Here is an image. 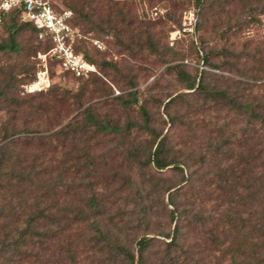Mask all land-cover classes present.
<instances>
[{
    "label": "trees",
    "instance_id": "trees-1",
    "mask_svg": "<svg viewBox=\"0 0 264 264\" xmlns=\"http://www.w3.org/2000/svg\"><path fill=\"white\" fill-rule=\"evenodd\" d=\"M103 2L65 0L64 9L72 12L73 26L100 31ZM237 2L244 9L248 4L244 14L233 13L240 26L264 13L260 0H194L199 11L205 6L225 10ZM106 3L114 7L111 1ZM2 34H6L0 43L4 55L22 50L17 39L23 34L29 35L24 45L33 53H46L52 47L48 38H38L32 23L20 19L19 10L4 17ZM149 47L153 54L158 53L156 44ZM201 58L212 67L206 54ZM49 63L57 66L53 57ZM33 68L29 83L39 71L36 64ZM23 72L27 73L25 67ZM166 72L185 82L183 94L197 93L218 110L246 118L244 128L227 135L226 124L216 127L215 136L208 137L197 160L191 154L172 155L165 139L157 140L158 136L146 137L144 145L129 143L133 148L129 153L143 167L173 169L182 178L162 192L167 195L168 228L158 226L152 233L148 218L153 208L142 196L137 202L127 196L121 204L119 198L114 199L121 187L107 194L96 183L103 179L93 154L101 140L98 137L120 136L125 141L132 124L120 129L110 120L96 119L87 107L54 131L63 120L56 106L69 98L76 100L78 95L56 93L51 86L43 94L32 93L40 101L28 107L42 128L5 132L1 140L0 264H264V93L258 91L250 97V92L248 99L240 100L226 90L208 87L201 73L190 76L179 66H169ZM7 89L1 95L7 101L10 96L7 110L15 114L22 105ZM129 96L136 102L135 92ZM122 103L128 105L129 100ZM139 113L143 117L139 129L153 133L141 106ZM203 122L206 126V119ZM35 133L39 135L33 136ZM121 145L119 142L111 151ZM141 228L142 234L138 233Z\"/></svg>",
    "mask_w": 264,
    "mask_h": 264
},
{
    "label": "rangeland",
    "instance_id": "rangeland-1",
    "mask_svg": "<svg viewBox=\"0 0 264 264\" xmlns=\"http://www.w3.org/2000/svg\"><path fill=\"white\" fill-rule=\"evenodd\" d=\"M52 1L57 9L66 8L65 0ZM101 1L104 2L100 31L75 25L82 35L81 44L75 50L85 60L84 55L92 60L96 72L87 78H74L62 73L58 65H51L47 58L53 91L65 96L69 94L68 97L78 95L76 100L69 98L56 106L63 120L54 131L68 123L72 118L70 115L79 116L87 107L96 119L110 120L120 129L127 123L132 124L125 141L120 136L98 137V141L101 140L93 154L98 157L99 174L103 179H97L96 183L107 194L121 187V192L113 193L114 199L119 198L121 204L127 196L134 202L140 201L142 196L153 208L148 222L154 233L158 226L168 228L169 225L164 207L167 195H163V190L182 178L173 169L156 171L153 167H143L136 155L129 153L133 151L130 144L144 145L146 137L152 140L158 136L157 140L165 139L172 155L191 154L193 160H197L201 147L216 127L226 124L227 135L244 128L246 123V118L237 117L230 110H218L197 93L183 94L186 93L183 90L185 82L175 73H167L166 68L179 66L190 76L201 73L208 87L226 90L229 96L240 100L248 99L246 96L250 92V97L258 91L264 93V13L255 14L252 23L240 26L233 13L244 14L247 3L245 9L237 2L225 10L216 6L207 10L205 6L199 11L194 0H109L113 8L108 7V0ZM260 1L264 3V0ZM188 12L194 15L191 25ZM245 15L250 19L247 13ZM5 37L6 34L0 36V43L6 40ZM29 38L28 34L18 37L17 42L22 48L19 52L0 53V145L4 143L1 140L5 132L18 129L36 132L42 128L28 112V107L40 100L24 91V86L30 84L33 77L34 65L40 69L38 53L43 54L42 50L33 53L25 47ZM95 41L100 42L104 50H99ZM152 43L156 44L157 54L149 47ZM204 54L209 57L212 67L202 61ZM23 67L27 73L23 72ZM244 84H249L251 91ZM6 89L22 105L15 114L7 110L10 96L8 102L1 95ZM133 92L136 102L129 96ZM126 100H129L128 105L122 103ZM15 101L11 105H16ZM140 106L147 113L148 126L153 133L139 129L143 123ZM119 142L121 147L111 151ZM146 194L149 197L146 198ZM143 232L141 228L138 233ZM158 241L162 248V238Z\"/></svg>",
    "mask_w": 264,
    "mask_h": 264
},
{
    "label": "built area",
    "instance_id": "built-area-1",
    "mask_svg": "<svg viewBox=\"0 0 264 264\" xmlns=\"http://www.w3.org/2000/svg\"><path fill=\"white\" fill-rule=\"evenodd\" d=\"M12 10H19L20 19L32 23L38 31V38H48L52 45L47 53H38L40 69L33 82L24 86L25 93L42 92L50 87L47 58L53 57L62 73L74 78H87L96 72L95 66L75 50L82 40V35L79 29L71 24V11L55 8L52 0H0V29L4 17ZM187 16L191 25L194 15L188 12ZM94 45L99 50H104L100 42L95 41Z\"/></svg>",
    "mask_w": 264,
    "mask_h": 264
},
{
    "label": "clouds",
    "instance_id": "clouds-1",
    "mask_svg": "<svg viewBox=\"0 0 264 264\" xmlns=\"http://www.w3.org/2000/svg\"><path fill=\"white\" fill-rule=\"evenodd\" d=\"M5 7H7V5H5Z\"/></svg>",
    "mask_w": 264,
    "mask_h": 264
}]
</instances>
